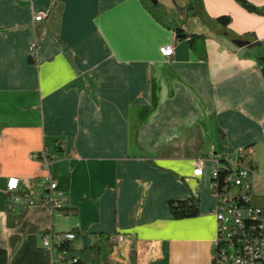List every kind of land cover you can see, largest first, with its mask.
Instances as JSON below:
<instances>
[{
  "label": "crops",
  "instance_id": "obj_1",
  "mask_svg": "<svg viewBox=\"0 0 264 264\" xmlns=\"http://www.w3.org/2000/svg\"><path fill=\"white\" fill-rule=\"evenodd\" d=\"M150 1L204 37L205 60L139 0H0V264H50L43 236L72 230V247L97 244L100 264H130L131 254L135 264H212L210 175L247 147L255 160L264 140V15L254 12L264 0H201L209 18L229 19L213 31L189 17L187 0ZM167 45L169 60L159 53ZM48 174L61 207L17 209L24 216L9 228L7 181L38 201ZM253 192L264 208L258 169ZM190 197L199 215L174 220L166 202ZM112 235L125 238L101 243Z\"/></svg>",
  "mask_w": 264,
  "mask_h": 264
},
{
  "label": "built area",
  "instance_id": "obj_2",
  "mask_svg": "<svg viewBox=\"0 0 264 264\" xmlns=\"http://www.w3.org/2000/svg\"><path fill=\"white\" fill-rule=\"evenodd\" d=\"M42 20L41 15L33 17L34 24ZM36 39L28 46L29 59H36ZM160 55L169 60L174 49L167 45L159 49ZM45 167L49 160L43 153L40 155ZM250 162L245 164L246 159ZM259 164L253 159V148L247 147L238 152L236 158L226 159L224 163L216 161V167L210 175V193L215 203L211 210L216 221V240L213 249L212 264H264V208L254 205L253 175ZM202 167L199 163L193 176L200 177ZM18 180L11 178L6 184L7 207L15 212L40 205L47 209L51 216L61 207V193L50 174L38 180L37 186L44 193L38 200L24 198L15 193ZM123 235L107 236L103 245H115L124 240ZM75 240L74 231L66 233H48L42 238V245L50 252V264H74L64 247ZM63 247V248H62ZM100 247V246H99ZM101 248V247H100Z\"/></svg>",
  "mask_w": 264,
  "mask_h": 264
},
{
  "label": "trees",
  "instance_id": "obj_3",
  "mask_svg": "<svg viewBox=\"0 0 264 264\" xmlns=\"http://www.w3.org/2000/svg\"><path fill=\"white\" fill-rule=\"evenodd\" d=\"M142 7L147 11V13L161 26L174 31L177 39L183 38L182 35H185L184 32L174 25L167 13L166 8L160 3H154L150 0H139ZM187 9L188 15L191 18H197L203 25H205L209 30L213 31L215 27L222 26L226 27L229 23L228 18H218L211 19L209 18L204 11L201 0H187ZM255 13L264 15V9L255 10ZM37 37H39V32H37ZM187 39L188 47L190 51L199 59L205 60V48H204V37L198 35H185L184 37ZM63 53L65 56L67 54V48L61 44ZM30 62L33 60L29 59ZM258 66L261 69L262 76L264 78V58L258 59ZM223 141V136L221 137ZM264 144V140H263ZM224 159H219V163H224ZM199 200L195 197H190L183 201H167L165 204V208L167 212L171 215L174 220H182L188 218H195L199 215ZM24 216V212L19 211L16 213L12 208H8L6 210V222L9 228L16 227L22 217ZM63 248V247H62ZM64 249L69 253L71 259H75L76 262L74 264H100L101 254L97 244L93 246L81 250H75L72 247V244H67ZM130 264L134 263V254H131Z\"/></svg>",
  "mask_w": 264,
  "mask_h": 264
},
{
  "label": "rangeland",
  "instance_id": "obj_4",
  "mask_svg": "<svg viewBox=\"0 0 264 264\" xmlns=\"http://www.w3.org/2000/svg\"><path fill=\"white\" fill-rule=\"evenodd\" d=\"M256 154H255V161H259L260 165L258 166L259 172L264 175V144L262 143L261 145H258L255 148ZM248 162V159L245 160V164ZM213 167L212 165H207L205 167L206 172L212 171ZM209 186H210V180H209ZM264 205V202L263 204Z\"/></svg>",
  "mask_w": 264,
  "mask_h": 264
},
{
  "label": "water",
  "instance_id": "obj_5",
  "mask_svg": "<svg viewBox=\"0 0 264 264\" xmlns=\"http://www.w3.org/2000/svg\"><path fill=\"white\" fill-rule=\"evenodd\" d=\"M182 37L184 38V37H185V35H182Z\"/></svg>",
  "mask_w": 264,
  "mask_h": 264
}]
</instances>
